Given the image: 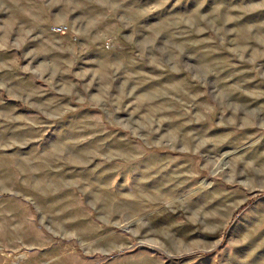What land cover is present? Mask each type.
I'll return each instance as SVG.
<instances>
[{"label":"rangeland","instance_id":"rangeland-1","mask_svg":"<svg viewBox=\"0 0 264 264\" xmlns=\"http://www.w3.org/2000/svg\"><path fill=\"white\" fill-rule=\"evenodd\" d=\"M0 264H264V0H0Z\"/></svg>","mask_w":264,"mask_h":264},{"label":"built area","instance_id":"built-area-1","mask_svg":"<svg viewBox=\"0 0 264 264\" xmlns=\"http://www.w3.org/2000/svg\"><path fill=\"white\" fill-rule=\"evenodd\" d=\"M50 31L54 34H63L67 31V26L66 25H52L50 27Z\"/></svg>","mask_w":264,"mask_h":264},{"label":"crops","instance_id":"crops-1","mask_svg":"<svg viewBox=\"0 0 264 264\" xmlns=\"http://www.w3.org/2000/svg\"><path fill=\"white\" fill-rule=\"evenodd\" d=\"M54 34V33H53Z\"/></svg>","mask_w":264,"mask_h":264}]
</instances>
